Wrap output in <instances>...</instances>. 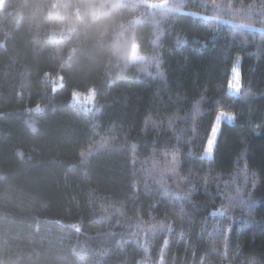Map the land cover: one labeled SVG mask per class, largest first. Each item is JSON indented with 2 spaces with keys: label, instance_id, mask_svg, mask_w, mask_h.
Masks as SVG:
<instances>
[{
  "label": "trees",
  "instance_id": "16d2710c",
  "mask_svg": "<svg viewBox=\"0 0 264 264\" xmlns=\"http://www.w3.org/2000/svg\"><path fill=\"white\" fill-rule=\"evenodd\" d=\"M0 264H264V0H0Z\"/></svg>",
  "mask_w": 264,
  "mask_h": 264
},
{
  "label": "rangeland",
  "instance_id": "374dc122",
  "mask_svg": "<svg viewBox=\"0 0 264 264\" xmlns=\"http://www.w3.org/2000/svg\"><path fill=\"white\" fill-rule=\"evenodd\" d=\"M130 57H131V58H136V57H138V54L136 53L135 50L131 51V55H130ZM230 78L234 79L233 71H232V73H231ZM228 92L231 93V94H237L239 91H237V90H235V89H229V87H228ZM92 96H93V93L91 92V90H89V91H87V92H85V93H83V94H75V95L73 96L72 99H73L74 102H78L80 105H84V106H86V105L89 104V102H91V100H92ZM219 114H220V113H219ZM229 118H230L229 115H223L222 117H221V115H219V117H217V119H216V121H215V123H214L215 128L217 129L218 124H219L221 121H223V120H225V121H229ZM214 126H213V127H214ZM216 133H217V131H216V132H213V128H212V131H211V139H212L213 141H214V139H215ZM209 138H210V137H209ZM208 144H209V139L207 140V144H206L207 146H206V149L208 148ZM208 153H209V151L205 150V154H208ZM208 155H209V154H208Z\"/></svg>",
  "mask_w": 264,
  "mask_h": 264
},
{
  "label": "snow or ice",
  "instance_id": "6c2138e0",
  "mask_svg": "<svg viewBox=\"0 0 264 264\" xmlns=\"http://www.w3.org/2000/svg\"><path fill=\"white\" fill-rule=\"evenodd\" d=\"M233 76L234 79L230 78L228 81V87L229 89H235L237 91H239V89L242 87V83H241V74L239 72L238 69L233 68ZM223 115H232V114H227V113H223L221 112V117ZM217 129L215 128V126L213 127V132H216ZM209 144H208V148L206 149L207 151H211L212 145L214 143V141L211 139V133L209 134Z\"/></svg>",
  "mask_w": 264,
  "mask_h": 264
}]
</instances>
